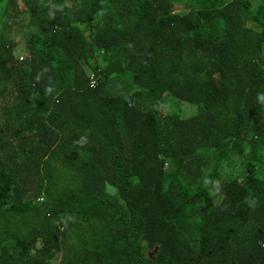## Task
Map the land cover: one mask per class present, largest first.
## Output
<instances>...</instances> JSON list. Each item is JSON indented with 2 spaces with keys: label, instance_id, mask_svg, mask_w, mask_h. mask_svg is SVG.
Here are the masks:
<instances>
[{
  "label": "trees",
  "instance_id": "trees-1",
  "mask_svg": "<svg viewBox=\"0 0 264 264\" xmlns=\"http://www.w3.org/2000/svg\"><path fill=\"white\" fill-rule=\"evenodd\" d=\"M258 93L264 0H0V264H264Z\"/></svg>",
  "mask_w": 264,
  "mask_h": 264
},
{
  "label": "rangeland",
  "instance_id": "rangeland-1",
  "mask_svg": "<svg viewBox=\"0 0 264 264\" xmlns=\"http://www.w3.org/2000/svg\"><path fill=\"white\" fill-rule=\"evenodd\" d=\"M5 19L3 20V24L5 23ZM17 30L19 31L18 33H13L15 36H16V42H17V49H18V52L17 54L18 55H24L26 53V51H28V49H26V46H25V42H24V32H28L30 29L28 27V23L24 21V24H22L21 27L17 28ZM188 109H192L191 106L188 108Z\"/></svg>",
  "mask_w": 264,
  "mask_h": 264
},
{
  "label": "clouds",
  "instance_id": "clouds-1",
  "mask_svg": "<svg viewBox=\"0 0 264 264\" xmlns=\"http://www.w3.org/2000/svg\"><path fill=\"white\" fill-rule=\"evenodd\" d=\"M37 79H39V77H37ZM45 93L46 94H50L51 93V89L49 88V87H47L46 89H45ZM260 95H264V93H258V96H260ZM79 143V142H78ZM253 207H255V204L254 205H252Z\"/></svg>",
  "mask_w": 264,
  "mask_h": 264
}]
</instances>
